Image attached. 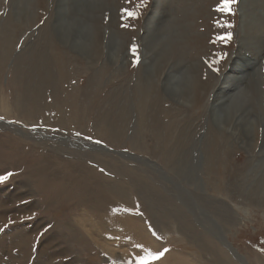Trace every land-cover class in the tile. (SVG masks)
I'll return each mask as SVG.
<instances>
[{
	"label": "rangeland",
	"instance_id": "1",
	"mask_svg": "<svg viewBox=\"0 0 264 264\" xmlns=\"http://www.w3.org/2000/svg\"><path fill=\"white\" fill-rule=\"evenodd\" d=\"M1 1L4 4L0 5V38L7 32L8 22L21 21L20 17H24L20 15L21 8L25 9L28 4L30 11L24 12L25 27L15 37L11 54L0 71V176L13 174L0 183V264H136L135 257L144 255L147 250L130 243L128 230L123 227L124 231H104L108 234L103 237L97 218L103 216L96 210H111L115 212L114 217L119 215L117 219L121 222L130 220L129 215L139 218L148 236L156 239L159 252L168 250L160 259L150 260L148 264L162 262L168 252L180 253L183 259L188 257L191 264H238L221 245L219 237L222 235L247 264H264V16H260L259 10H264V0H253L256 10L250 7L252 20L251 24L246 22V28L240 24L243 0H236L231 6L234 14L216 10L221 0H199L203 14L202 18L200 14L195 17L193 32H200L197 45L193 42L195 54L188 53L179 59L162 57L163 47L156 42L165 39L159 29L175 17L174 7L181 0H146L144 6H141L143 0H76L77 8L75 0H48L47 12L39 9V0ZM247 14L250 15L249 10ZM225 23L232 27H223ZM228 32L232 34L230 40L218 39ZM48 38L63 54L66 75L60 80L56 71L49 75V84H55L58 89H50L46 96L59 91L57 94L65 99L63 106L59 105L64 118H68L72 107L73 111L81 110L83 121L72 126L73 129L65 122H61L63 126L53 122L54 114L29 107L22 99L26 85L24 76L20 74L15 78L18 69L25 68L33 50L45 52L52 62ZM240 56L245 59L242 61ZM195 58L200 63L196 74L194 70L193 73L188 71L195 64ZM251 58L256 60L255 69L259 71L254 77H259V100L254 98L257 96L252 92L247 73L232 72L229 66L244 65V61ZM160 61L158 70L156 64ZM16 79L19 83L15 88L10 81ZM147 79L154 89L143 109L145 119L141 131L137 129L141 105L136 92L138 83ZM199 81H207L208 85L197 89ZM218 85L233 96L225 97L231 100L227 104L221 103L224 90L217 91ZM72 96L76 98V105L70 104ZM244 96L248 100H244ZM227 107L229 115L225 114ZM162 109L168 111L173 121V143L180 132L187 131L194 138V145L199 147L211 129L217 146L225 148L224 170L219 176L222 183H208L200 172L198 180L190 183L189 190L226 203L235 213L233 219L218 216L216 210L200 204L190 206L187 195L159 178L162 177L159 171L147 169L146 175L155 176H151L154 181L149 183L159 188L163 214L160 213L157 225L160 234L154 233L157 229L152 230V220L143 215L146 209L132 190L133 183L112 167L144 169L139 164L142 159L167 171L158 154L165 134L159 133L157 141L151 132L154 119H160ZM108 120L119 128L122 133H118L119 138H106L104 124ZM67 136L72 141L69 142ZM197 155L194 153V158ZM199 157L202 158L201 153ZM66 172L80 185L87 184L93 202H87L82 196L87 190L74 187L71 182L66 187L73 188L69 194L72 197L60 194V186L52 181L58 182L61 178L68 181ZM86 173H94L96 177L86 181ZM166 173L173 175L171 171ZM173 176L175 180L178 177ZM215 178L209 175V179ZM235 178L241 193L227 185ZM107 182L123 183L128 200L118 201L97 191L98 186ZM258 184L261 194L252 197ZM185 186L188 190V185ZM74 195L82 200L73 198ZM4 198L8 201H3ZM82 215L90 227H81ZM178 217L192 223L195 237L181 233L177 228ZM235 219L238 221L234 225ZM89 228L98 235L89 233ZM12 230L26 232V243L10 244ZM98 236L108 239L105 241L111 244L113 252L100 244L103 241L95 244ZM203 244L215 250L223 263L216 262L211 253L205 252L201 248ZM222 252L226 256H222Z\"/></svg>",
	"mask_w": 264,
	"mask_h": 264
},
{
	"label": "bare ground",
	"instance_id": "2",
	"mask_svg": "<svg viewBox=\"0 0 264 264\" xmlns=\"http://www.w3.org/2000/svg\"><path fill=\"white\" fill-rule=\"evenodd\" d=\"M198 1L199 0H181L180 3L176 7H174L175 12H176L175 17H173L171 19V21L166 25V27L163 26L159 29L160 33H162L163 37H165V39H163V41H162V39H160L159 41L156 42V44L161 43L160 46L163 47L162 57H166L169 59L170 58L179 59L182 55L188 56V53L191 55L195 54V47H194L193 42L196 43V39L200 33V32H197V33L193 32L194 27H196L195 26V23H196L195 17H196V14H200L201 18H202V14H203L201 12V11H203V9L200 8ZM38 3L40 5L39 9L42 10V12H47L46 7L48 6L47 5L48 0H39ZM2 4H4V3L0 0V5H2ZM31 4H33V3L31 2ZM103 4L107 6L106 3H103ZM74 5H75V8H77L79 6V3L75 0ZM26 6L28 7V4ZM27 7L25 9H23V8L20 9V15H24V17L23 16L20 17V15H18L21 18V21L16 20V21L8 22V26H7L8 30L4 34L3 38L2 37L0 38L1 39L0 40V71L2 70V67L5 64L7 58L11 54L12 46L14 44V41H16L15 37L19 36L20 35L19 33H21L22 29L25 27L24 22L27 20V16L24 14V12L26 14H28V12L30 11L29 8H27ZM250 7L252 10H254V11L256 10V3L253 2V0H243L242 1V5L240 8V13H241L240 24L243 26V28H246V22H249L251 24L252 19L250 17H252V11L250 12ZM193 10H195L197 12H192ZM248 10H249L250 15L247 14ZM259 10L261 12L260 16H264V10H261L260 8H259ZM163 13H165V12H162V14ZM255 18H257V17H255ZM73 25L74 24H72V26ZM83 28H84V26H83ZM164 29H165V31H164ZM84 30L82 29V31H84ZM49 40L50 39L48 38L47 45H50L51 56L53 57L52 62L49 61L50 57L48 55H46L45 52L33 50L32 53L30 54V56L27 58V61L25 63L26 64L25 68H23V70L18 69V71L15 73V78H16V76H19L20 74L22 76H24L23 80H25V83H26V85L24 87L25 96H22V99L26 101V103L29 107H32V108L34 107L35 110L42 111L43 113L49 112L48 115L54 114L53 115L54 116L53 122H55V121L58 122L60 126H63V125H61V122L67 123L68 124V125L66 124L67 127L80 125V123L83 120H82V116H81V110L79 108L75 109V111H73L74 108L72 107V110H71L68 118H64V115L61 112V108L59 109V105L61 107V105H62V103H64L65 99H63L60 95L57 94L59 91H57L56 95H54V94L50 95V93H49L48 96H46L47 91H50V89H58L55 84H49V82H48L49 75H52V72L56 71L57 72V78L59 80L61 77L66 75L65 66H64L63 59H62L63 54L61 55L60 49L56 46H52L51 42H49ZM196 45H197V43H196ZM43 50L46 51L47 49L45 50V47H44ZM87 52L91 53V51L89 49H87ZM240 57H242L241 58L242 61L245 59L243 56H240ZM194 60H195V64H193L190 68H188V71L191 73L194 70V72H195L194 74H196L198 69H199L200 63L197 61L196 58ZM247 60L248 59H246L244 61L245 62L244 65L239 63V64H241V66H239V64L238 65L230 64L229 66H231L230 69L232 72L238 73L240 71H243V72L247 73V75L250 79V80L249 79L248 80L250 81V84H251L250 86H251L252 92H254L255 96H257L254 98L259 100L260 92L258 90L259 85H257V82H259V80H258L259 77L254 79V77L258 76V74H259V71L257 72V69H255L256 60L254 58H251V60H249V61H247ZM161 63H162V61H160L156 64V67L158 70H159V67H161L160 66ZM250 72H252V73H250ZM253 74H254V76H253ZM251 75L253 76L252 78H251ZM17 79H16V81H13V82L10 81L12 86L15 88L17 87V84L19 83ZM197 80H198V77L196 75L194 77V81L197 83ZM138 84H139V88H137L136 95L138 97V101L140 102L141 108H140L139 119H138V123H137V129H142V125H144V119H145V116L143 115V111H144L143 109L147 104V99L149 98V93H150V91H152L154 89V86L151 83V81L148 79L146 81H144L143 83L139 82ZM203 85H205V86L208 85L207 81H202V83H200V81H199L198 84H196V87H197V89H199V87L203 86ZM224 88L225 87L221 86V85H218L216 87V90L219 92L224 90V91H222L224 96L222 97L223 100L221 102V103H223V105L227 104L228 102L231 101V100L229 101V99H226L225 97H229L230 99L233 97L232 95H229L227 93L229 90L224 89ZM63 93L61 92L60 94H63ZM245 96H244V100L245 99L248 100V98ZM71 98H73V101L72 102L70 101V104L76 105L75 104L76 98H74L73 96ZM258 103H259V101H258ZM69 107L71 108V106H69ZM228 107L225 109L226 115H229ZM109 113H112V111ZM124 115H125V117H127L126 114H124ZM53 116H51V117H53ZM108 116H110V115H108ZM160 116H159L160 117L159 120H158V118L154 119L155 122L151 126V132H153V135L155 138H157V141H159L158 140L159 133L165 134L164 135L165 138H163V141H161V143H160L161 146L158 147V150H159L158 154H160L162 157L160 159L162 161V165H164L167 168V171H171L173 173V175H178L177 179L175 180L174 176L170 175V173L169 174L166 173L167 171L164 172L160 168H157L156 165L154 166V164H152V162L148 163L142 159H140L139 164L144 166L145 167L144 169L139 168L137 170L136 168H130L131 166L130 167L129 166L128 167H126V166H124V167H112V168H114V170H117L120 174L128 177L129 180L133 183V189L132 190H134V192L137 193V196H138L140 202L142 203V205L146 209V211H145V213H143V215L145 216V218L147 220H152L151 221V224H153L152 230L157 229V231H155L154 233L160 234V231H159L160 229L158 230L157 225H158V221L160 220L161 206H160L159 202H161L160 201L161 197H160V193H159V188L157 189L152 185V183H149L151 181L152 182L154 181L153 178L155 176L146 175L147 169L151 170V172L156 171V170L159 171V176H162L159 178H163V179H165V181L166 180L169 181L173 188H175L176 190H179L183 195H187L188 199L190 200V202H189L190 206H191V204H193V206H195L196 204H200L201 206L208 207V209L212 208V209L216 210L214 212L218 216L233 219L235 217V213H234V211H232L230 209V207L226 203H224L220 200L213 199V198L210 199V197H208L204 194H199V193L194 194L191 190H189L190 189V187H189L190 183L192 181L195 182L198 180L197 176L200 177L198 175V173H200V172H201V176L204 175L208 179L207 180L208 183L211 181L217 182V183L220 181V183H222V181L219 179L220 178L219 176H221V172H222V170H224L225 158L223 157V154H224L225 148H220L219 146H217L218 144L216 141V135L213 133V131L211 129L208 130L207 133L205 134V138H204L203 142L201 143V146L198 147V145H196V146L194 145V138L192 137V135H188L186 133L187 131H182L178 134V136H177L178 139L176 138L175 142L173 143V141H174L173 137H172V135H173V132H172L173 121H172L171 117H169L168 111L165 109H162ZM120 120L121 119H119L118 121H120ZM65 123H63V124L65 125ZM120 123H122V121ZM52 127H55V125ZM73 128L74 127H72V129ZM104 128H105L104 130L106 131V135H107L106 138L108 140H114L115 138H119L118 136L120 134H122L119 132V128L114 126V122L112 120H110V121L108 120L107 123L105 122ZM141 131H143V129ZM118 133H120V134H118ZM36 136H38V135H36ZM55 139L57 141L58 137H55ZM63 139L64 138H62V140ZM70 139L67 136V140L69 142L72 141ZM51 140L53 141V139H51ZM69 145L72 146L71 143ZM196 152L198 154L197 155L198 158L197 157L194 158V153H196ZM199 153H201L202 158L199 157ZM86 155L88 156V154H86ZM121 156H123V155H121ZM136 160H138V159H136ZM201 162H202V164H201ZM115 166H116V164H115ZM49 167H51V166H49ZM106 167H108V166H106ZM194 170H195V173H194ZM65 175H68V181H66V182H65L64 178L58 179V182L52 181L53 183H56L60 186L59 187L60 188L59 189L60 194L65 193V194L69 195L71 193L70 191H74L72 187H70L69 190L67 189L66 185L68 182H71L74 187L76 186V187H80V188L87 190L86 189V188H88L87 184L80 185L78 180L76 178H74L73 175L69 176V172H66ZM86 175L88 177L86 181H88L89 179H93V177H96V175L94 173H86ZM91 175H94V176H91ZM209 175L211 177L216 176L215 180L209 179ZM195 178H196V180H195ZM68 184H70V183H68ZM185 184L188 185V190H187ZM227 185L233 186L234 192L241 193V188H239V181L237 178H235L234 181L229 182ZM53 186H54V184H53ZM150 187H152L155 190L154 191L151 190ZM98 188L100 190H97V191H101V192L105 193L106 196L113 197L115 200L123 201V202H124V200H128V196L126 195V192H125L126 191L125 186L121 182L115 183V185L113 183L110 184L109 182H107L106 184H104L102 186H98ZM56 192H58V191H56ZM260 194H261V190H260V185L258 184L256 186V188L253 189V194L251 193V196L252 197L259 196ZM69 196L72 197V195H69ZM82 196L84 197V199L86 201L90 200L93 202V200H92L93 197L91 195L90 190H87V192L82 194ZM73 198L78 199L79 201L82 200V198L80 196L74 195ZM61 199H62V197H61ZM62 200L64 201L65 199L63 198ZM3 201L7 202L8 199L4 198ZM154 201L156 203H154ZM125 202H127V201H125ZM156 204H158L159 206ZM141 210L144 212V209H141ZM179 210H182V209H179ZM95 212H101L102 213L101 215L103 216V217H97V218H99L100 224L102 225L99 227H101L103 237H105V235L108 234V233H105L104 231H114V230L119 231V230H122V227H123L126 230H128V232L126 233L128 235L127 236L128 241L129 242L132 241L130 243L134 244L135 247H139V248L145 249L147 251H153V252H157V250L159 249L155 243L156 239L148 236V232L143 228V226L141 224L142 222L139 220V218H136V217H133L132 215H129L127 217V219H130V220L125 219L126 220L125 222L123 220L121 222L117 219L119 217V215L117 214V216L114 217L115 212L113 213V212H111V210H106L103 212L101 210H99V211L96 210ZM161 215H163V214L161 213ZM83 216L84 215H82V221L84 223L82 221H79V222H80L81 227L85 229L86 227H90V225H89L90 223L88 224V221L86 220V218H83ZM200 221H201V218H200ZM233 221H234L233 224L235 225V224H237L236 222L238 221V219H235ZM177 222H178L177 228H179V230L181 231L182 234H185V233L190 234L191 233L192 237H195L193 235V232H192L195 230V228L192 226V223H190V222L188 223V221L182 220V217H178ZM195 224H197V223L195 222ZM130 226H135V227H130ZM67 228H69V227H67ZM161 228H162V230H164L163 227H161ZM122 231H124V230H122ZM92 232H94L93 228H89V233H92ZM164 232H166V231H164ZM89 233H87V234H89ZM94 234H95V236L98 235V233H95V232H94ZM101 237L98 236L96 238L97 241L95 242V244L96 243L99 244V241H103V243H100V244H102V246H104L105 248H109V250H108L109 252H113V250L110 248L111 244H108L107 241H105L108 239L101 238ZM9 238H10V240H8V241L10 242V244H14V243L18 244V245L24 244L27 241V239H26L27 233L24 232L23 230H21V231L19 230L16 232H15V230H12V233H11ZM151 238H153V239H151ZM127 239H125V240H127ZM219 240L221 242V245L224 247V249H226L229 252V254L232 256V258L238 264H247L246 261L244 260V258L242 256H240L235 251V249L232 248V246H230V244L226 241L225 236L222 235L221 237H219ZM201 248L204 249L205 252L211 253L216 262L220 263L219 261H221V263H223L222 262L223 260L222 259L219 260L218 257L216 256L215 250H209V249L205 248L204 244L201 246ZM159 251H160V249L158 250V252ZM103 252H105V251H103ZM221 255L226 256V253L222 252ZM173 256L178 258V259L175 260L173 258ZM181 256L182 255L180 253L178 255L175 252H168L164 256L163 260H161L162 262H160L158 264H191L190 262H188V257H185L183 259V257H181ZM41 264H44V263H41Z\"/></svg>",
	"mask_w": 264,
	"mask_h": 264
},
{
	"label": "snow or ice",
	"instance_id": "3",
	"mask_svg": "<svg viewBox=\"0 0 264 264\" xmlns=\"http://www.w3.org/2000/svg\"><path fill=\"white\" fill-rule=\"evenodd\" d=\"M144 3H146V0H143V3L141 4V6H144ZM235 3H236V0H221V3H220V5L217 6L216 10L219 11V12H227L229 14H234L232 12L231 6L233 4H235ZM129 15H133V14L130 13ZM223 27L231 28L232 25L225 23L223 25ZM231 35H232L231 32H228L225 37H218V39H221L224 42H227V40L231 39ZM132 52L135 55V52H136L135 46L132 47ZM224 55H226V54H224ZM223 58L224 57L221 56V59H223ZM12 175L13 174L11 172H9V173H7L5 175L0 176V183L6 182L9 179V177L12 176ZM166 251H168V250L165 249L162 252H156V253L145 251L144 255L135 257L136 264H148V262L150 260H158V259H160V257H162L164 255V253Z\"/></svg>",
	"mask_w": 264,
	"mask_h": 264
}]
</instances>
